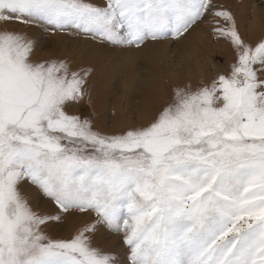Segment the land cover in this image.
Here are the masks:
<instances>
[{
  "label": "snow or ice",
  "instance_id": "obj_1",
  "mask_svg": "<svg viewBox=\"0 0 264 264\" xmlns=\"http://www.w3.org/2000/svg\"><path fill=\"white\" fill-rule=\"evenodd\" d=\"M69 29L122 56L201 29L232 58L106 132L72 111L92 69L35 55ZM0 264H264V37L216 0H0Z\"/></svg>",
  "mask_w": 264,
  "mask_h": 264
},
{
  "label": "rangeland",
  "instance_id": "obj_2",
  "mask_svg": "<svg viewBox=\"0 0 264 264\" xmlns=\"http://www.w3.org/2000/svg\"><path fill=\"white\" fill-rule=\"evenodd\" d=\"M236 15L241 34L250 41L264 37V0H216ZM10 28H19L13 23ZM39 41L36 57L64 59L72 68H91L89 84L92 106H76L72 111L84 114L95 111L96 127L116 132L131 124L143 123L160 91L162 81L197 82L210 78L215 71L227 70L232 53L228 45L214 42L206 30L197 29L187 41L171 40L154 45L144 55L133 52L121 55L122 49L105 46L91 37L69 29L49 32ZM219 62V69L210 65ZM35 202L43 204L38 191ZM83 218L69 217L68 232L83 223ZM67 234V233H65ZM119 241L114 234L106 241L111 246Z\"/></svg>",
  "mask_w": 264,
  "mask_h": 264
}]
</instances>
